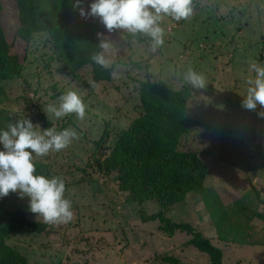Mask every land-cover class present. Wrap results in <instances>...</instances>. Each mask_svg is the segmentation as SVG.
<instances>
[{"label":"trees","instance_id":"trees-1","mask_svg":"<svg viewBox=\"0 0 264 264\" xmlns=\"http://www.w3.org/2000/svg\"><path fill=\"white\" fill-rule=\"evenodd\" d=\"M74 3L75 0H0V73L4 76L0 78V93H3L6 82L16 76L13 74L15 67L17 66V72L24 69L31 39L34 36H47L51 49L48 67L54 63L63 65L61 71L71 75L69 84H74L73 87H69L85 104V114H89L87 106L97 95V88L102 83H112L115 72L113 66H101L93 60L96 55L104 56L105 50L100 48V40L97 38V33L104 34V31L96 23L87 21L90 17L79 23L81 17L79 10L73 8ZM86 3L87 0H81L83 8ZM216 4L219 3L213 0H191V15H198L212 8L216 10ZM10 6H12V21H10ZM188 18L189 16L180 21L176 20L178 26H184ZM120 38L138 44L152 42L151 38L144 34L133 35L126 30L121 32ZM14 48L15 51L11 53ZM215 61L216 63L211 66L214 72L211 73L216 76L215 70H218L216 77L223 82V86L229 88V84L233 82L232 88L235 96L238 97L239 81L232 80L229 74L224 75L230 73L227 66L232 68V60L225 63L222 58H216ZM141 69L143 68L140 67ZM87 70L91 72V83L85 79L84 72ZM19 73L17 76L21 75ZM160 75H154L151 71L142 75L140 72L136 77H130L128 74V78L134 81L129 87L127 98L131 114L129 119L121 125H113L110 121L104 122L101 136L88 142L90 149L85 150L86 158L81 159L80 164L71 161L70 155L74 153V156H81L82 150L78 152L71 150L68 154V147L60 152L53 151L52 155L47 156L32 154L35 174L43 175L48 179L53 177L63 179L66 196L86 189L91 193L92 199H96L94 191L97 192L98 188L107 189L108 182L115 184L125 202L120 205L125 204L134 209L136 219L132 223L142 224L140 233L133 232L134 226L129 232L125 229L120 233L112 231V237L116 238L117 242H110L111 246L117 243L121 246L117 257L115 253H111L106 259L105 249L109 241L104 239L102 233L96 230L84 231L74 223V220L63 223L64 230L70 231L67 233L70 237L62 235V238L64 243L69 244L68 247L71 248L74 257L79 253L87 258L86 261L90 260L93 264H98V260L102 261V264L103 262L131 264L133 260L129 257L125 258L124 263H120L118 256L132 250L137 254V261L143 258L141 264L156 262L158 264L162 251L159 248L152 250L144 248L143 244H139L142 241L140 238L149 236L147 246H150L158 243L159 236L174 240L180 234H185L190 237L186 246H191L200 254L207 255L206 263L222 264L223 254L212 243V239L205 237L196 226L186 223L183 218L182 212L185 211L187 199L193 193L199 196L204 212H210L213 219L220 224H226L231 229L245 231L254 219L249 215L254 211L252 210L254 207H251V198L247 194L236 197L235 194L238 192L228 194L229 191L226 190L223 194V190L205 187L213 165L206 160L216 158L208 155L219 153L223 149L220 146L224 145L225 138L222 137L217 141L210 127L200 124L189 115L188 106L193 102L195 92L206 97L210 89L193 88L189 83L168 85ZM127 86L126 84L125 87ZM231 98L233 99L232 94L227 97V102L232 107L234 101H231ZM31 106L41 113L37 104L32 103ZM261 111H264V108L258 107L252 115L249 126L242 129L248 131L246 135L250 134L252 139L256 138L257 128L264 126V118L258 116ZM122 112L125 113L124 110ZM67 116L63 125L53 129L57 132L71 129L75 124L76 114ZM11 121L10 117L0 112V130H6ZM248 121L249 119L243 118L236 123L242 126ZM39 122L43 131L52 128V123L42 113ZM86 135L87 133H84L85 137ZM235 140L240 141V138ZM233 160H236L234 156ZM219 161L218 169L224 165V161L221 159ZM96 177L104 181L101 183ZM13 195L17 194L10 193L7 197L0 198V264H29L21 250L11 245L9 241L18 236L33 241L36 238L48 240L57 233L54 223H45L37 215L31 214L27 206L11 207ZM147 202L157 204L158 210L156 211L155 208L151 210L155 213L147 214L143 207ZM73 204L71 211L76 216L77 206ZM193 205L196 203L192 200L188 207ZM174 211L177 214L172 216ZM93 254L96 255L91 258L90 255ZM163 256L162 260L165 263L183 264L169 252ZM78 261L66 257V262L59 260L57 264H75Z\"/></svg>","mask_w":264,"mask_h":264},{"label":"rangeland","instance_id":"rangeland-1","mask_svg":"<svg viewBox=\"0 0 264 264\" xmlns=\"http://www.w3.org/2000/svg\"><path fill=\"white\" fill-rule=\"evenodd\" d=\"M213 1L219 3L216 4V10L212 8L198 15H190L182 27L178 26L172 17L165 16L160 21L164 33L163 43L155 46L154 50L152 42L138 44L135 41H123L120 34L124 30H114L109 34L99 18L87 19L92 24L96 23L100 26L104 34L108 35L107 38L112 47L105 50L104 66H113L115 76L112 83H102L97 88L96 93L99 97L95 95L97 97L94 96L91 104L87 106L89 114H85L83 119L75 117V124L70 130L75 131L78 138L68 146V154L71 150L76 152L82 150L81 156H74V153L70 155L71 161L80 164L81 159L86 158L85 150L90 149L88 142L101 136L104 122L110 121L113 125H121L129 119L131 114L127 98L129 87L134 81L128 78V74L130 77H136L140 72L142 75L151 71L154 75L161 74L160 77L168 85H187L184 74L188 69L202 74L206 80L204 89H210V91L206 97L200 93H194L193 102L188 106L189 115L200 124L210 127L217 141L222 137L225 138L224 145L220 146L223 149H220L219 153L208 155L216 158L206 160L213 165L210 171L211 176L207 178L205 187L223 190V194L226 190L229 191L228 194L238 192L235 194L236 197L247 194L251 198V207H254L252 208L254 211L249 215H252L254 219L245 231L220 224L211 217L210 212H204L197 193L188 197L185 211L182 212L183 218L186 223L196 226L205 237L212 239V243L223 254L222 264H264V126L257 128L255 139H252L250 134L246 135L248 131L242 130L249 126L254 113L242 107V101L249 87L247 81L255 78V73L250 71V66L253 63L264 66V0ZM92 2L93 0H87L84 6L86 12ZM9 9L11 19L9 20L12 21V6ZM84 21L86 19L82 17L78 20L79 23ZM12 33L13 31L10 34ZM47 39V36L41 35L31 39L24 69L17 72L16 66L13 72L16 76L6 82L3 93H0V112L12 119L11 124L22 119H30L34 129L39 132H43L39 122L41 113L52 123V128L65 123L67 115L56 118L47 112V108L53 104L58 106V98L68 91H73L70 87L74 86L69 84L71 75L61 71L63 69L61 63H54L48 67L51 49ZM203 48L206 50L203 51ZM14 51L15 48L11 50V53ZM216 58H222L225 63L232 60V68L227 66L230 73L224 75L229 74L232 80L239 81L238 97L235 96L232 88L233 82L228 88L223 86L220 79H217L218 70H215L216 76L212 74L214 70H211V66L216 63ZM140 67L143 69L140 70ZM18 73L21 75L17 76ZM84 73L85 79L91 83L90 70ZM1 74L0 78L4 77ZM126 84L127 87H125ZM231 94L233 96L231 101H234L232 107L227 102V97ZM32 103L40 107L41 113L31 106ZM243 118L249 119L248 123L238 125L236 122ZM231 130L240 132L235 133ZM84 133H87L86 137ZM237 138H240V141L235 140ZM0 150H3L2 145ZM216 152H218L217 149ZM52 154L53 151H49L47 155ZM233 156L236 160H233ZM219 159L224 161V165L218 169ZM96 178L101 183L104 181L102 178ZM97 190V192L93 190L96 193V199H92L91 193H88L86 189L70 196H66V193L64 198L71 201V206L74 205L73 203L77 206L76 216L73 213L74 223H77L84 231L96 230L102 233L104 239L109 241L105 249V258L108 259L111 253H115L117 257L121 245L117 243L111 246V243L117 242V239L112 237V231L120 233L125 229L129 232L134 226L133 232L140 233L142 224L141 222L132 223L136 219L134 209L125 204L120 205L123 204L124 199L115 184L108 182L107 189L98 188ZM12 197L11 207L25 205L29 209L27 197L21 199L18 194ZM192 200L196 205L189 208L188 205ZM143 207L147 214L155 213L151 211L155 208L156 211L158 210V205L154 202H147ZM175 214H177L176 211L172 216ZM33 215H37L43 221L39 214ZM243 225L245 226V223ZM54 229L57 234L48 240L36 238L33 241L18 236L11 239L9 243L21 250L29 264H57L59 260L66 262V257H72L74 261L79 260L75 264H93L90 260L86 261L87 258L79 253L75 254V257L72 256L73 252L68 247L69 244L64 243L62 238V235L70 237L67 234L70 231L64 230L63 223H54ZM189 238L185 234H180L174 240L159 236L157 244L147 246L150 237L144 236L140 238L142 241L139 244H143L144 248L149 250L159 248L162 251L158 264H169L162 260L167 252L183 264H208L206 263L207 255H202L191 246H186ZM95 255L90 257L93 258ZM126 257L133 260L131 264H141L143 260L141 258L137 261V254L129 250L126 254L118 256L120 263H124ZM97 263L102 264V261L98 260Z\"/></svg>","mask_w":264,"mask_h":264},{"label":"clouds","instance_id":"clouds-1","mask_svg":"<svg viewBox=\"0 0 264 264\" xmlns=\"http://www.w3.org/2000/svg\"><path fill=\"white\" fill-rule=\"evenodd\" d=\"M190 4L191 0H93L86 12L81 0H75L73 8L79 10L82 18H99L109 34L121 29L133 35L140 33L150 37L154 50L163 43L160 21L165 16L186 19L191 15ZM97 38L101 49L112 47L103 33H97ZM93 60L101 66L106 63L103 55H96ZM250 71L255 73V78L247 81L249 87L242 107L255 111L258 105L264 108V66L253 63ZM184 80L197 89H204L206 85L204 76L192 69L184 74ZM58 99V106L49 105L48 113L56 118L72 113L78 119L84 118L86 106L76 92L68 91ZM258 116L264 118V111ZM77 138L75 131L70 129L36 131L30 119L19 120L9 124L6 130H0V145L3 146L0 150V198L10 193L18 194L21 199L27 197L30 212L39 214L45 223L70 222L73 213L71 201L64 198L65 182L59 177L48 179L35 174L32 154L44 156L49 151L60 152Z\"/></svg>","mask_w":264,"mask_h":264}]
</instances>
